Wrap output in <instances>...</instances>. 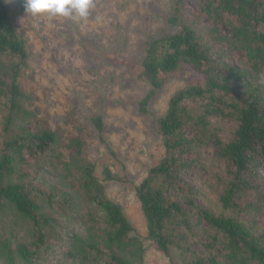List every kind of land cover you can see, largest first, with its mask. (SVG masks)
Here are the masks:
<instances>
[{
  "label": "trees",
  "instance_id": "obj_1",
  "mask_svg": "<svg viewBox=\"0 0 264 264\" xmlns=\"http://www.w3.org/2000/svg\"><path fill=\"white\" fill-rule=\"evenodd\" d=\"M206 1L201 14L229 33L222 37L211 30L212 40L241 50L248 63L235 70L218 58L211 59L193 23L183 17L185 0H169L167 22L177 31L148 45L140 78L150 90L139 101L138 111L147 114L150 100L163 86L161 76L181 65L206 70L199 85L178 90L165 115L152 121L165 154L135 187V196L145 219L147 241L170 264H264V231L250 220L252 213L259 214L260 204L241 208L237 197L243 188L242 174L253 156L262 158L264 152V90L253 80L264 70V0H218L216 5ZM9 11V4L0 0V104L5 112L0 137V224L10 216L22 223L23 235L14 229L8 235L0 233V264H39L49 248L53 252L63 248L58 264H143L142 242L133 234L122 208L106 198L104 185L95 176V164L84 156L83 142L70 140L69 155L64 158L55 133L26 130L31 114L23 108L26 96L18 77L28 55ZM253 82L259 88H253ZM222 92L224 99L219 95ZM194 97L209 100L216 106L213 113L228 115L237 123L232 143L222 150L240 179L228 180L219 215L198 203L185 177L189 166L183 149L188 142L180 133V105ZM92 123L101 134V119L93 118ZM102 176L105 182L121 181L107 167ZM58 232L66 237L62 244Z\"/></svg>",
  "mask_w": 264,
  "mask_h": 264
},
{
  "label": "rangeland",
  "instance_id": "obj_2",
  "mask_svg": "<svg viewBox=\"0 0 264 264\" xmlns=\"http://www.w3.org/2000/svg\"><path fill=\"white\" fill-rule=\"evenodd\" d=\"M5 1L9 4L12 25L24 40L28 55L18 77L21 92L26 96L23 108L31 114L26 130L55 133L64 158L69 155L66 149L69 141L81 140L84 156L95 164V176L104 185L106 198L122 208L133 234L142 242L143 264H170L146 239V223L135 187L165 154L152 121L165 115L171 97L178 90L199 85L206 67L196 70L181 65L175 72L161 76L163 86L150 100L147 114L138 111L139 101L150 90L140 78L148 45L177 31L167 22L169 0H94L95 7L84 20L26 16L21 8L23 0ZM206 2L185 0L183 17L189 24L193 23L211 59L218 58L235 70L244 69L248 62L241 50H231L212 40L215 35L211 30L222 37H229V33L223 25H214L201 14L200 8ZM218 2L210 0L214 5ZM252 27L260 29L256 23ZM253 80L263 91L264 70ZM253 88L259 86L254 83ZM219 95L224 99L223 92ZM180 108L183 122L180 133L188 142L183 149V158L189 166L186 180L194 187L198 203L219 215L220 199L228 180L240 179L223 158L222 150L232 143L237 123L228 115L213 113L216 106L212 107L207 99L194 97L183 101ZM4 113L0 104V137L4 135L1 126ZM97 117L103 125L101 134L92 123ZM260 154L263 157L254 155L252 164L242 174L243 188L237 197L241 208L247 203L260 204L259 214L252 213L249 218L264 231V152ZM105 167L121 181L105 182L102 176ZM2 222L1 234L8 235L14 229L23 235L20 221L8 216ZM64 228L67 231L65 224ZM57 236L60 244L66 241L61 232ZM62 250L53 252L49 248L39 264H58Z\"/></svg>",
  "mask_w": 264,
  "mask_h": 264
},
{
  "label": "clouds",
  "instance_id": "obj_3",
  "mask_svg": "<svg viewBox=\"0 0 264 264\" xmlns=\"http://www.w3.org/2000/svg\"><path fill=\"white\" fill-rule=\"evenodd\" d=\"M26 16L50 19H87L95 7L94 0H23Z\"/></svg>",
  "mask_w": 264,
  "mask_h": 264
}]
</instances>
